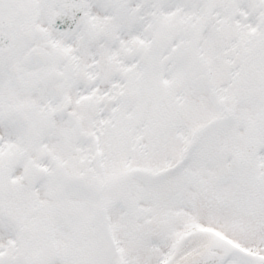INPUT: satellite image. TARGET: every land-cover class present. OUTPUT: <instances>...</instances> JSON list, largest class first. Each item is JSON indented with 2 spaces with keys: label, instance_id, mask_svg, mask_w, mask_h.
Masks as SVG:
<instances>
[{
  "label": "snow or ice",
  "instance_id": "1",
  "mask_svg": "<svg viewBox=\"0 0 264 264\" xmlns=\"http://www.w3.org/2000/svg\"><path fill=\"white\" fill-rule=\"evenodd\" d=\"M0 264H264V0H0Z\"/></svg>",
  "mask_w": 264,
  "mask_h": 264
}]
</instances>
